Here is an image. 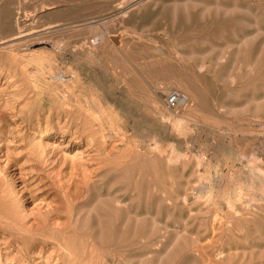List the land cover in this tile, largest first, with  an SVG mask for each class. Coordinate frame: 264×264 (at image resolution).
<instances>
[{
  "label": "rangeland",
  "instance_id": "obj_1",
  "mask_svg": "<svg viewBox=\"0 0 264 264\" xmlns=\"http://www.w3.org/2000/svg\"><path fill=\"white\" fill-rule=\"evenodd\" d=\"M72 73L65 93L82 107L69 112L57 92ZM87 106L120 131L87 146L71 122ZM104 140L119 165L107 187L130 210L97 193ZM0 215L91 236L116 262L264 264V0H0ZM58 254L0 222V264Z\"/></svg>",
  "mask_w": 264,
  "mask_h": 264
},
{
  "label": "bare ground",
  "instance_id": "obj_2",
  "mask_svg": "<svg viewBox=\"0 0 264 264\" xmlns=\"http://www.w3.org/2000/svg\"><path fill=\"white\" fill-rule=\"evenodd\" d=\"M17 38H18L17 36L16 37H12L10 39H7L6 42H9L10 43L13 40L16 41ZM134 72H135V76H138L139 75V74L137 75L136 71H134ZM58 75H61V74H58ZM62 76H64V75H62ZM57 77L58 78H61L60 76H57ZM72 77L74 78V81L72 82L71 86H69V84L71 83L69 81L72 80L71 78L68 79L69 80L68 82H63V81H66V79H62V82H63L62 83L63 84L62 88H64V92L62 90H60L59 87H58V89L60 90V92H63V93L57 92L59 94V97L61 98L62 105L66 106V108H67V110L69 112L72 111L71 106H73L74 104L78 108L82 107L79 100H76L75 103H73L68 98L69 96H67L66 93H65L66 91L67 92H70V91L72 92L73 89H75L76 86H78V81H79L78 75L76 73H72ZM58 82H60V81H57V83ZM137 93H139V92H137ZM92 100H94V99H92ZM103 109L104 108H102V107L101 108H98V109H94V108L91 109L90 107L87 106L85 108V112L89 116V120L88 121L78 122L77 121L78 119L77 120H74L73 119L72 121L70 120L72 122V124L73 123H74V125L76 124V127L75 128L77 130V131H72L73 132L72 134L73 135H76V134L86 135V137H85L86 139L85 140H88V143H89V145L87 144V146H91L92 145V144L90 145V142L93 141L94 135L97 134V132L99 133V131H101V133H99L97 135L103 134L104 131L102 132V130H103L104 127H108L109 129L114 130V132H116V133H117V131H120V126H117L116 123H115L117 117H115L111 113L106 112ZM56 110L58 111V108H56ZM64 114L66 116V113H64ZM56 115H58V114H56ZM68 115H69V113H68ZM95 120H99V122H100V129L99 130H97L95 128V124L93 123V121H95ZM66 125L68 126L67 123H66ZM74 125H72V126H74ZM61 128L62 127H60V129ZM66 130H67V127H66ZM101 138H103V137H101ZM104 144H105V140L103 142V146H101L100 148H98V151H99L100 154H103V152H106V154H103V156L105 155L102 158V165L103 166H101L102 170L100 171V173L97 174L98 177H99V179H97V180L98 181H101L106 186L104 187L101 184L102 188H101V190H98L97 193L99 195L105 194V196H111L113 198L114 202H115V206H114L115 208H118L119 210H121V209L127 207L126 209H129L130 210L131 208H134L135 206H134V204H131L130 206H128L129 204L127 205V202H126V200H127V192L123 188H121V187H117L115 189H113L112 187H111L112 189L110 187H107L108 186L107 185L108 184V181L105 180L107 174L112 173L113 172L112 169L114 170V172L118 171V170L115 171V169L117 167H119V165H117V167H112V166H110L111 164L109 165L108 156L110 155V152L109 151H106L107 147L104 146ZM110 151H111V149H110ZM131 151H132V149H131ZM126 153H128V152L126 151ZM126 153H125V155H126ZM120 154H122V151L120 152ZM120 154H118V155L120 156ZM112 155H113V153H112ZM112 155H111V157H112ZM125 155L123 156V154H122V157L124 158ZM126 157H128V156H126ZM119 158L120 159H123V158H121V156ZM112 159L114 160L115 158H112ZM120 159L118 161L119 163L122 162V161H120ZM116 160H117V157H116L115 161ZM110 163H112V162L110 161ZM116 163H117V161H116ZM119 163H117V164H119ZM122 165H123V162H122ZM89 178H91V177H89ZM95 178H96V176H95ZM91 179H93V177ZM109 179H110V177H109ZM114 179H116V178H114ZM97 180L94 179V182H87V183L84 182V184L81 186V188L78 190V192H76L73 195V197H74L73 199L76 200V199L83 198V199H85L84 201H88L87 200L88 197H92L93 196L94 185L96 187V185L98 184V181ZM111 184H113V183H111ZM110 186H112V185H110ZM130 192H132V191H130ZM167 200H169V198ZM166 204H168V203H166ZM135 205L138 206V207L140 206L139 203H138V205L137 204H135ZM166 207H168V205ZM138 212H139L138 210L134 211V213H136V214H138ZM152 219H151V221L154 223V221ZM0 222L3 223L5 225V227L8 228V230L15 232L22 239L23 245H26V246L30 247L31 245L35 244V242H37L39 244H43V245L44 244H52L59 251V254H58L59 257H58V259H60V260L58 262H56V264H95V262H98V261L100 262V264H140V262H138V261L137 262H128V261H126V262H116L113 251H110L108 254L101 256L100 253H98L97 247H96V243L92 241L91 236H88V237L84 238L83 241H78V242H75L74 241L75 239H73V238H76L77 237L76 234H72V235H70L68 237H66L63 234H60V237H58L56 235V233H55L54 230L57 229V228H59V226L57 224H55V223L54 224H51V226L49 228H47V229H41L39 231H30V230H27L24 226L18 224L15 220H12V219H9V218H5L2 215H0ZM155 222H157V221H155ZM60 227L63 228V229H67L69 231H70V229L76 228V226L73 225L72 223H68V224L62 225ZM139 256H141V253L140 252L138 254H136L135 257H139Z\"/></svg>",
  "mask_w": 264,
  "mask_h": 264
},
{
  "label": "built area",
  "instance_id": "obj_3",
  "mask_svg": "<svg viewBox=\"0 0 264 264\" xmlns=\"http://www.w3.org/2000/svg\"><path fill=\"white\" fill-rule=\"evenodd\" d=\"M177 101V95L175 93H170L167 97V103L169 105L174 104Z\"/></svg>",
  "mask_w": 264,
  "mask_h": 264
}]
</instances>
